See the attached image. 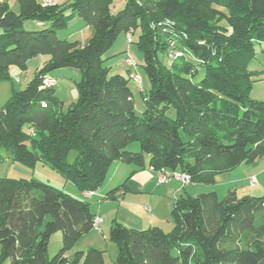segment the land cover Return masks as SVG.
<instances>
[{
	"label": "trees",
	"instance_id": "1",
	"mask_svg": "<svg viewBox=\"0 0 264 264\" xmlns=\"http://www.w3.org/2000/svg\"><path fill=\"white\" fill-rule=\"evenodd\" d=\"M18 2L14 10L0 0V82L19 81L13 69L25 70L36 56L44 63L0 106V148L14 161L48 165L83 194L96 193L117 160L214 184L264 156V100L251 95L256 72L249 69L257 49L264 52V0H125L116 12L117 0ZM76 17L94 29L84 43L58 34ZM136 30L150 82L141 90L142 113L130 85L137 67L124 74L106 65L119 35ZM172 42L186 54H168ZM60 67L81 72L68 109L57 85L44 83ZM128 178L104 199H118ZM171 214L170 231L113 219L115 264H264V195L188 194ZM95 216L79 195L34 177L0 176V264H105L95 247L68 255ZM58 231L62 245L51 256Z\"/></svg>",
	"mask_w": 264,
	"mask_h": 264
},
{
	"label": "rangeland",
	"instance_id": "2",
	"mask_svg": "<svg viewBox=\"0 0 264 264\" xmlns=\"http://www.w3.org/2000/svg\"><path fill=\"white\" fill-rule=\"evenodd\" d=\"M117 2L118 4L112 7L113 12L121 9L125 0H117ZM9 5L12 9L19 10L18 0H9ZM81 20L82 19H76L71 25L69 23L66 27L59 29V36L63 38L68 37L71 40L78 39L84 42L88 41L94 34V32L91 33L93 27H86L85 21L83 23ZM30 24L35 25V22L29 21L27 26ZM80 28H82L81 32L79 30ZM74 31L76 33L70 35V33ZM126 35V33H121L114 45L108 50L106 55H112L107 60L106 65L112 68V73L119 72L127 74V68L130 67L127 64V59L130 60L131 58L136 61L138 64L137 73L140 75L141 83L139 84L131 80L130 85L135 95V109L138 113H142L145 102L141 90L142 87L149 88L150 82L142 66L143 55L136 44L139 30H136L134 33V42H128ZM172 46L174 47L168 52L171 56L176 58L181 56L177 55L178 53L182 55L186 54L183 48L176 46V43L173 44L172 42ZM257 51L256 57L249 63V69L256 72L253 76L251 95L264 100V52H260L259 49H257ZM36 62L35 60L32 61L25 70L20 72L19 81L7 80L0 83V106L9 99L13 87L16 89H23L33 79L37 71ZM52 72L53 75H51V77L55 80L54 84L57 85V94L64 101V108L68 109L78 98L77 82L81 77V72L76 67H60L54 69ZM201 76L202 74H199L198 78ZM17 77L18 76H15V78ZM131 148L138 149L139 144L135 143ZM230 172L231 177L224 182L225 185L223 186H221V183H218L217 186H214V184L191 182L183 184L180 179L175 177L168 179L163 184H157L158 180L155 177L150 180L142 191L133 188L121 194L123 197L120 199H101V197H98V194H104L102 188L106 186V181L100 186L97 193H95L96 195H93V197H86L79 192L72 182L67 181L60 173L48 165L38 163L32 167L22 162L14 161L10 151L0 148V176L34 177L90 201L92 211H99L102 207L99 212L101 215L100 217L104 220H102L101 228H93L91 231L87 232L86 235L81 237L74 244L71 250L75 252L77 249H89V247L101 249L104 252L106 264H115L118 255L117 243L108 239L109 228L113 219L127 226L147 228L153 224L160 226L165 231H170L174 226L171 210L175 199L179 196H186L188 194L197 196L203 192L216 190L219 197L223 198L230 188L235 189L239 196L247 194L257 196L264 195V156L253 164L242 163L239 167ZM123 175L124 176L121 177L119 176V179H122L119 183L123 182L127 175L129 176V174ZM132 177H129V179ZM253 177L256 178L254 181L252 179ZM95 244L100 247L91 246ZM61 245L62 234L61 231H58L52 235L49 242V255H55L61 248ZM1 264H4V262ZM5 264H8V262L6 261Z\"/></svg>",
	"mask_w": 264,
	"mask_h": 264
},
{
	"label": "crops",
	"instance_id": "3",
	"mask_svg": "<svg viewBox=\"0 0 264 264\" xmlns=\"http://www.w3.org/2000/svg\"><path fill=\"white\" fill-rule=\"evenodd\" d=\"M40 1H43V0H40ZM55 3H63V2H65V1H67V0H53ZM8 2H9V0H8ZM76 19H82L81 21H83V23H84V19L83 18H80V17H76V18H74V19H72L69 23H70V25H71V23L73 22V21H75ZM68 23V24H69ZM86 23V22H85ZM67 24V25H68ZM37 25H39V24H37ZM87 25V26H86ZM85 26L86 27H92V26H90V25H88L87 23L85 24ZM82 28H80L79 30H80V32L82 31L81 30ZM92 30L93 31H91V33L92 32H94V29L92 28ZM76 32L74 31V32H71L70 33V35L72 34H75ZM69 36V35H68ZM83 43H84V41H82ZM39 59V60H38ZM37 61L36 62V70H38L41 66H43V63H44V56H42V55H40V56H36V57H34V58H32V59H30V61L28 62V64H30V63H32V61ZM28 67V66H27ZM23 70H20L19 68H14L13 69V75L14 76H18L19 77V80H20V72H22ZM51 75H53V72H51L50 73ZM1 83V82H0ZM255 97V96H254ZM255 98H257V97H255ZM130 173H131V175H130ZM230 173L231 172H226V173H223V174H220V175H217L216 176V181H215V183H214V186H217L218 185V183H221V186H223V185H225L224 184V182H226L227 180H228V178L229 177H231L230 176ZM123 174H129V177H132V178H128L127 179V188L125 189V190H122V194H124L125 193V191L126 190H132L133 188H135V190H144V188L148 185V183L150 182V180L152 179V178H157V176L159 175V172L158 171H154L153 169H151L149 166H144L143 168H141V169H139L136 165H134V164H132V163H126V162H123V161H120V160H117V161H115L114 163H113V165H112V167L110 168V170H109V173H108V175H107V178H106V186H104L103 188H102V190H103V193L104 194H101V193H99L98 194V197L100 198L101 197V199H104V195H105V193H106V191L108 190V188H111V187H113V186H115L116 184H118L122 179H119L121 176H124ZM120 176V177H119ZM127 177H128V175H127ZM126 177V178H127ZM123 178V177H122ZM231 179V178H230ZM125 180V179H124ZM157 184H158V182H157ZM96 193H97V191H96ZM96 195V194H95ZM121 197H123V196H120L119 197V199L121 198ZM105 201V200H104ZM103 201V202H104ZM101 205H102V203H101ZM99 208H100V206H99ZM102 208V207H101ZM101 208H100V210L99 211H93L96 215H99V216H101L100 215V211H101ZM103 220V219H102ZM104 221V220H103ZM102 221V222H103ZM112 222V221H111ZM101 228V227H100ZM84 235H86V234H84ZM83 235V236H84ZM82 236V237H83ZM91 246H97V247H100L99 245H91ZM89 248H91V247H89ZM78 250V249H77ZM83 250H87V249H83ZM73 254V251L72 250H70V252L68 253V255L69 256H71ZM6 262H4V264H5ZM105 264H106V262H105Z\"/></svg>",
	"mask_w": 264,
	"mask_h": 264
},
{
	"label": "built area",
	"instance_id": "4",
	"mask_svg": "<svg viewBox=\"0 0 264 264\" xmlns=\"http://www.w3.org/2000/svg\"><path fill=\"white\" fill-rule=\"evenodd\" d=\"M43 3L44 4H52V3H55L53 0H43ZM127 39L129 42H131L132 38H133V32L132 31H129L127 33ZM177 55H182L181 53H178ZM127 64L131 67H133L134 69L137 67V63L134 59H127ZM132 78L134 81L138 82V83H141L140 81V75L139 73H137V71H134L133 74H132ZM17 79L19 80V78L17 77ZM44 83L48 84V85H54L55 83V80L52 79L51 76H46L45 79H44ZM172 177H175V178H178L180 179L183 184H187L189 183V178L186 174L184 173H180V172H171V171H162L161 174L159 175L158 177V184H163L165 183L168 179L172 178ZM253 181L256 179L255 177L252 178ZM252 181V182H253ZM83 195L86 196V197H93V195H95V191H92V190H87V191H84L83 192ZM101 223H102V218L99 216V215H96L95 218H94V221H93V227L94 228H97V229H100L101 227Z\"/></svg>",
	"mask_w": 264,
	"mask_h": 264
}]
</instances>
